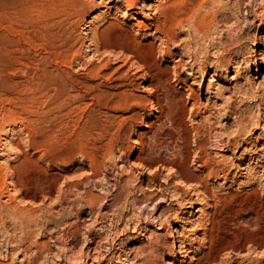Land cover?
<instances>
[{
  "label": "rangeland",
  "instance_id": "374dc122",
  "mask_svg": "<svg viewBox=\"0 0 264 264\" xmlns=\"http://www.w3.org/2000/svg\"><path fill=\"white\" fill-rule=\"evenodd\" d=\"M164 2L0 0V264H264V0Z\"/></svg>",
  "mask_w": 264,
  "mask_h": 264
},
{
  "label": "bare ground",
  "instance_id": "6f19581e",
  "mask_svg": "<svg viewBox=\"0 0 264 264\" xmlns=\"http://www.w3.org/2000/svg\"><path fill=\"white\" fill-rule=\"evenodd\" d=\"M128 4V7L130 6H136L137 4H139V0H125ZM223 0H165V2L163 4H161V8H158L160 9V14H161V19L158 21V24L156 25L157 26V31L160 32L164 38H165V43L167 44H170L173 43V41L175 42V40H177L178 38V35L180 33L181 30H183V28L186 26L189 28V33L192 31V32H197V36L201 35V39L204 35H207L209 34V32L214 28L215 26V22L216 20L219 18V11L218 13L214 12L213 9H215L217 7V5H219ZM255 1V0H254ZM158 7V6H157ZM208 9V11H205L206 8ZM213 8L212 10L213 11H209L210 9L209 8ZM130 9V8H129ZM216 10V9H215ZM263 17H261V20L264 19V10H263V15H261ZM217 23V22H216ZM185 27V28H186ZM214 30V29H213ZM212 30V31H213ZM188 31V30H187ZM192 34V33H191ZM210 35V34H209ZM195 37V38H196ZM205 37V36H204ZM199 38H197L198 40ZM164 41V40H163ZM188 41V40H187ZM203 41V40H202ZM192 41L190 40L189 44L191 43ZM164 43V42H163ZM196 43V41H195ZM198 43V42H197ZM196 43V44H197ZM255 43V42H254ZM192 44V43H191ZM194 44V43H193ZM195 44V45H196ZM170 46V45H169ZM178 46V45H177ZM194 46V45H193ZM166 47V46H165ZM197 47V46H196ZM195 47V48H196ZM167 48V47H166ZM170 48V47H169ZM169 48H167V51H171V50H168ZM191 48V47H190ZM189 48V49H190ZM262 55V54H261ZM264 56V55H263ZM180 58V57H179ZM123 60V59H122ZM125 60V59H124ZM181 60V59H180ZM236 60V59H235ZM181 62V61H180ZM179 62V63H180ZM182 63V62H181ZM180 63V65H181ZM193 63V62H192ZM178 64V62H177ZM124 65V64H123ZM179 65V64H178ZM201 65V64H200ZM225 63L223 61H219L217 63V66L218 67H221V66H224L225 67ZM129 66V65H128ZM182 66V65H181ZM205 66V65H204ZM204 66H199V69L201 72H204ZM135 67V66H134ZM179 67V66H178ZM137 68V67H136ZM43 70V69H42ZM52 71V70H51ZM163 71V70H162ZM52 74V73H51ZM190 74V73H189ZM156 78V77H155ZM40 82V81H39ZM158 83V82H157ZM43 84V83H42ZM93 86V85H92ZM67 87V86H66ZM69 87V86H68ZM90 90V89H89ZM191 90V89H190ZM166 91V90H165ZM92 92V91H91ZM85 93V92H84ZM196 93V92H195ZM193 94V93H192ZM200 94V93H199ZM71 95V94H69ZM198 95V94H197ZM191 96V95H190ZM193 96V95H192ZM196 97V95H194ZM202 96V95H201ZM98 97V96H97ZM81 98V97H80ZM128 98V97H127ZM209 98V97H208ZM126 99V98H125ZM194 99V98H193ZM124 100V99H123ZM171 100V99H169ZM197 100V99H195ZM125 101V100H124ZM147 101V100H146ZM172 101V100H171ZM134 102V101H133ZM117 103V102H116ZM173 103V102H172ZM197 103V102H196ZM175 104V102H174ZM118 105V104H117ZM105 106V105H104ZM162 110V109H161ZM138 115V114H137ZM136 116V115H135ZM136 118V117H135ZM170 119V118H169ZM262 119V118H261ZM242 120V119H241ZM247 120V119H246ZM246 120H243V121H246ZM263 120V119H262ZM238 121V120H237ZM242 121V122H243ZM249 121V120H248ZM196 122V121H195ZM251 123V120L249 121ZM248 122V123H249ZM254 122V121H253ZM247 122H245V125H246ZM249 123V125H251ZM258 123V122H257ZM173 124V123H172ZM259 124V123H258ZM199 125V124H198ZM240 125V123H239ZM248 125V126H249ZM175 126V124H174ZM247 126V125H246ZM243 127V126H242ZM198 128V127H197ZM247 128V127H246ZM263 128V127H262ZM171 129V128H170ZM169 129V130H170ZM174 129V128H173ZM180 129V126L179 128H177V130ZM240 129L242 131H244L245 129L244 128H241ZM239 129V130H240ZM244 129V130H243ZM249 129V128H248ZM246 129V130H248ZM245 130V131H246ZM159 131V130H158ZM166 131V130H165ZM242 131L240 133H242ZM247 132V131H246ZM156 133V132H155ZM162 133V132H160ZM164 133V131H163ZM180 133V132H178ZM157 135L159 134V132L156 133ZM170 134V138L169 140H162V143L161 144H167V145H171L173 144L175 141H176V138L180 137L179 134H176V133H169ZM245 134V133H244ZM186 135V134H185ZM159 136V135H158ZM164 136V134H163ZM182 136V135H181ZM152 137V136H151ZM161 137V135H160ZM156 138V137H155ZM158 138V137H157ZM156 138V139H157ZM166 138V137H164ZM161 139V138H160ZM180 139H182L180 137ZM178 140V139H177ZM246 140V139H245ZM157 141V140H156ZM161 141V140H160ZM160 143V142H159ZM177 144V143H176ZM181 144V143H179ZM149 146V145H148ZM160 146V145H159ZM162 146V145H161ZM160 146V147H161ZM165 146V145H163ZM162 146V147H163ZM176 146V145H175ZM184 146V145H183ZM177 147H178V144H177ZM159 148V147H158ZM171 148V147H170ZM175 148V147H173ZM248 148V147H247ZM150 149V148H149ZM165 149V148H164ZM167 149V148H166ZM237 150V149H236ZM173 152V151H172ZM252 152V151H251ZM257 152V150H256ZM174 153L177 155V156H182L183 154V151L181 149V145H179V150L178 151H174ZM248 153V152H247ZM253 153V152H252ZM154 155V154H153ZM186 161V160H185ZM261 161V159H260ZM211 162L210 159H206L204 161V163L206 165H209V163ZM177 163V162H176ZM174 165V164H173ZM258 166V165H257ZM135 167V166H134ZM3 168V167H2ZM239 168V167H238ZM257 168V167H256ZM244 169V168H243ZM199 170V169H198ZM180 171V170H179ZM194 173V172H193ZM178 174V173H177ZM215 174V173H214ZM241 175V174H240ZM198 176V175H197ZM21 177V176H20ZM200 177V176H198ZM229 177V176H228ZM205 178V177H204ZM235 181V180H234ZM189 182V181H188ZM187 182V183H188ZM202 182V181H201ZM202 185L203 182H202ZM208 188V187H207ZM164 189V188H163ZM256 189V188H255ZM22 190V189H21ZM208 190V189H207ZM257 190V189H256ZM198 191V190H197ZM161 195V194H160ZM211 195V194H210ZM201 196V195H200ZM11 197V196H9ZM14 197V196H13ZM146 197V196H145ZM167 198V197H166ZM205 198V197H204ZM145 199V198H144ZM216 199V198H215ZM214 203V202H213ZM179 204V203H178ZM20 207V206H19ZM16 212V211H15ZM164 213V212H163ZM160 214V213H159ZM170 214V213H169ZM158 217V216H157ZM214 217V216H213ZM254 218V217H253ZM256 218V217H255ZM249 219V218H248ZM252 219V218H251ZM210 220V219H209ZM238 220V219H237ZM243 220V219H242ZM246 220V219H245ZM31 221V220H30ZM239 221V220H238ZM29 222V221H28ZM162 222V221H161ZM245 222V221H244ZM197 223V222H195ZM247 223V222H246ZM249 223L251 224H255L257 223V220L256 219H252V220H249ZM251 224L249 226H251ZM199 225V224H198ZM201 225V224H200ZM199 225V226H200ZM214 226L213 223H212V228H210V231H213L214 229ZM237 228V227H236ZM247 228V227H246ZM192 229V228H191ZM243 230V229H242ZM249 230V229H248ZM219 232V231H218ZM242 236V235H241ZM247 236V235H246ZM214 240V239H212ZM230 241V240H229ZM175 242V241H174ZM215 242V241H214ZM45 243V242H44ZM43 243V245H44ZM159 243V242H158ZM42 244V243H41ZM164 244V243H163ZM167 244V242H166ZM169 244V243H168ZM167 244V246H168ZM217 244V243H216ZM220 244V243H219ZM258 244V243H257ZM38 245V243H37ZM40 245V244H39ZM215 245V243L213 244ZM154 246V244H153ZM156 246V245H155ZM226 247V246H225ZM43 248V247H42ZM153 248V247H151ZM154 250L153 251H156L158 248L157 247H154L153 248ZM221 249V248H220ZM172 250V249H171ZM204 253V252H203ZM209 253V252H208ZM216 255V254H215ZM219 255V254H218ZM148 256V255H147ZM150 256V255H149ZM153 255H151L152 257ZM210 257V253L207 255V257ZM208 257V258H209ZM107 258V257H106ZM154 258V257H152ZM210 259V258H209ZM218 259V258H217ZM212 262L215 260L214 258H211L210 259ZM151 261V260H150ZM154 261V260H152ZM155 262V261H154ZM209 262V261H208ZM211 262V263H212ZM156 263V262H155ZM153 263V264H155ZM214 263V262H213ZM219 263V261H218ZM206 264H209V263H206Z\"/></svg>",
  "mask_w": 264,
  "mask_h": 264
}]
</instances>
